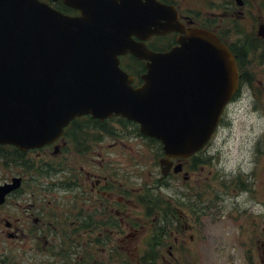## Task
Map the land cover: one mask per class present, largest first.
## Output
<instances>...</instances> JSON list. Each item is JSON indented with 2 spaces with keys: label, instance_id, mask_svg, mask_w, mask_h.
<instances>
[{
  "label": "water",
  "instance_id": "obj_1",
  "mask_svg": "<svg viewBox=\"0 0 264 264\" xmlns=\"http://www.w3.org/2000/svg\"><path fill=\"white\" fill-rule=\"evenodd\" d=\"M101 7L70 16L38 0H0V142L40 146L76 115L121 114L160 138L167 156L192 153L235 89L230 55L200 29L179 46L152 51L131 36L170 30L159 22L165 14H107L106 1ZM127 52L146 59L136 88L119 67L118 55ZM18 185L0 186V203Z\"/></svg>",
  "mask_w": 264,
  "mask_h": 264
},
{
  "label": "flooded vegetation",
  "instance_id": "obj_2",
  "mask_svg": "<svg viewBox=\"0 0 264 264\" xmlns=\"http://www.w3.org/2000/svg\"><path fill=\"white\" fill-rule=\"evenodd\" d=\"M48 1L69 13L77 12L64 0ZM160 1L174 3L186 26L209 29L229 48L238 67L240 88L236 101L249 97L256 104L259 98H264V0ZM115 147L117 146L111 143L101 151V146L97 160L87 156L84 165L79 167L81 177H77L70 168L68 189L72 193L66 230L63 225L58 226L57 221H54L57 214L46 209L40 198L33 197V201L22 204L23 214L18 219L21 226L6 217L1 219L6 227V236L17 240L21 249L34 250L36 256L42 252L54 254L52 248L58 245L66 246V254L70 256L74 243L77 252L81 253L86 262L90 253L98 255L101 252L104 257H116L121 249L126 250L131 257L136 256L139 245L136 192L131 184L129 188L125 186L124 193L122 191L119 155H108ZM183 164L185 166L186 162L183 161ZM189 180L190 178L182 179V184L185 185ZM78 189L80 192H77ZM127 191L130 192L129 196ZM79 193L80 210L74 208ZM186 198L183 192V200L186 201ZM179 216L182 222L176 232H185L188 227L185 214L180 212ZM65 231L68 234L65 235ZM9 233L12 234L8 235ZM63 253V250L58 252L61 256ZM46 258L48 257H36L35 260L45 264ZM0 264H24V259L11 256L9 251L0 246Z\"/></svg>",
  "mask_w": 264,
  "mask_h": 264
},
{
  "label": "rangeland",
  "instance_id": "obj_3",
  "mask_svg": "<svg viewBox=\"0 0 264 264\" xmlns=\"http://www.w3.org/2000/svg\"><path fill=\"white\" fill-rule=\"evenodd\" d=\"M251 99L243 98L242 102L235 107V110L227 116L225 114V121L221 125L215 137L217 154L215 158H211L207 165H203L202 170L198 173L200 175L201 186L205 191L210 194V189H215L218 192L217 197L213 196L212 201L209 203L210 196L203 195V202L207 207L201 211V215L197 221L190 220L193 227L189 233H192V239L188 234H184L181 246L185 252L190 255L188 259L189 264H264V113L251 111ZM127 136H125L126 138ZM128 143L133 144L128 148L130 155H120L121 166L124 168L123 173L127 174L129 178L130 168H125L126 164L136 163L134 166L135 171L132 175V185L138 189L141 186L153 185L156 178L160 176L158 159H155L149 149L142 144V139L128 138ZM120 150V149H117ZM116 150V151H117ZM34 155L43 156V153L33 152L30 156ZM109 156L114 154L108 153ZM44 157V156H43ZM29 158V157H27ZM49 158L51 156L49 155ZM82 156L74 158L75 165L83 163ZM63 158L55 159V162ZM71 161L69 162V164ZM18 167H0V183L9 176L10 172H17ZM65 171L57 175H51L48 180H61L65 179ZM216 173V179H210L209 175ZM240 174L250 189L241 190L236 186V175ZM44 180L46 176L41 177ZM224 183L228 180L227 192H224ZM124 181V177H122ZM169 186L162 185L157 187L155 192H159L164 198L171 195L172 198H177L178 190L181 189L179 182L176 179H168ZM31 181L28 180L23 184L24 192L21 200L17 197H11V202L0 208V217H8L14 221L21 216L23 207L21 204L32 201V191L35 192L34 197L41 196V202L47 204L55 202H67V192L54 189L55 199L47 191H40L34 189ZM210 182L209 185H205ZM207 184V183H206ZM238 188V189H237ZM40 191V192H39ZM154 191V190H153ZM139 194H142L139 192ZM215 195V193H214ZM27 198V200H26ZM140 207V206H139ZM56 212L61 213V219L66 214V206H58ZM61 209V210H59ZM189 211V210H188ZM138 217L142 214L139 211ZM1 221V220H0ZM150 219L148 220L147 229L141 228L138 233V252L135 260L144 250L146 242L150 239L153 232V226ZM4 224L0 222L1 246L8 244L9 252L13 256H21L24 259V264H39L35 259H31L27 254H34V250H22L17 247V243H13L7 239L4 234ZM176 234L166 239L162 237L164 242L158 251L162 256H168V244L174 243ZM182 237V236H181ZM4 239V240H3ZM7 239V241H6ZM180 236L178 238V243ZM48 253H43L46 256ZM126 256V254H118L119 256ZM191 255H195V258ZM185 255L184 257H188ZM191 256V257H190ZM117 257V258H118ZM121 260V258H118ZM55 262L61 261L59 258L54 259ZM100 261V258H96ZM113 264L114 260L109 259ZM123 260V257H122ZM183 261V258H182ZM129 262L128 260L126 263ZM135 264V262H134Z\"/></svg>",
  "mask_w": 264,
  "mask_h": 264
},
{
  "label": "trees",
  "instance_id": "obj_4",
  "mask_svg": "<svg viewBox=\"0 0 264 264\" xmlns=\"http://www.w3.org/2000/svg\"><path fill=\"white\" fill-rule=\"evenodd\" d=\"M128 61L123 62V66L134 74H138L143 70V63L141 61L136 60L132 56L127 57ZM73 126L70 129V132L73 133V139L78 144L79 149L88 148L90 146V142L98 139L96 132L100 131L102 133L114 134L112 131V126H110L106 122H99L98 120H93L90 117H81L73 120ZM125 123V122H122ZM68 131V130H67ZM156 200L160 202H166L159 197H155ZM158 202L154 203L156 207ZM153 255V254H152ZM145 257L143 259V264H165L159 258L156 257Z\"/></svg>",
  "mask_w": 264,
  "mask_h": 264
}]
</instances>
